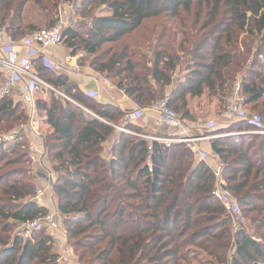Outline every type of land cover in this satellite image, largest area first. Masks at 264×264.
Instances as JSON below:
<instances>
[{"label":"trees","instance_id":"1","mask_svg":"<svg viewBox=\"0 0 264 264\" xmlns=\"http://www.w3.org/2000/svg\"><path fill=\"white\" fill-rule=\"evenodd\" d=\"M73 1L0 0V28L19 40L52 27L59 7ZM98 8L106 16H96ZM76 14L88 22L83 34L64 30L70 56L84 52L79 64L103 75L140 109L168 93V107L192 121L187 97L199 98L206 90L223 99L221 94L238 82L245 107L264 113V0H81ZM163 16L180 20H173L174 28L167 20L157 35V27H144ZM240 34L246 38L239 40L243 50L238 52ZM255 35L261 46L254 52ZM34 70L42 80L49 75L52 87L66 86L64 77L38 60ZM177 70L182 80H174ZM62 93L80 107L50 91L35 106L51 128L44 138L45 165L56 176L58 211L68 218V237L81 262L224 264L234 239L232 264H264L263 135L209 140L225 189L255 227L254 239L242 227L231 230L229 216L212 194L214 172L204 161L196 162L192 149L118 134L114 126L124 116L118 109L72 89ZM19 105L12 99L0 102L3 128L25 121ZM249 129L236 122L218 134ZM127 130L139 129L128 124ZM21 146L0 143V264H56L53 238L45 231L9 239L16 226L46 213L34 200L31 170L10 169L31 163L26 153L12 157Z\"/></svg>","mask_w":264,"mask_h":264},{"label":"built area","instance_id":"2","mask_svg":"<svg viewBox=\"0 0 264 264\" xmlns=\"http://www.w3.org/2000/svg\"><path fill=\"white\" fill-rule=\"evenodd\" d=\"M64 30L65 24L61 18H59V20H57L52 27L37 30L19 40H13L2 28H0V102L4 99H12L13 97L16 98L25 110L26 121L23 125L26 129L31 131H35L37 129V125L35 123L38 115L35 106V94L37 91H50L61 97L63 100L78 106L68 96L44 82L34 70L35 59H37L44 68L55 74L64 70L63 65L53 62L46 54L47 50L50 48H57L64 43ZM17 48H24L26 53L24 55H20L16 51ZM84 96L91 98L94 97V95H89L87 93ZM168 97L169 94L165 93L161 99L153 102L149 108L150 110L156 112L157 116L155 121L158 126L167 127L177 132V136L172 138V140H167L166 143H183L187 148L193 149L192 145H194V143L203 140L209 141L217 138L240 135L264 136V120L260 115L251 114L245 109L246 100L240 93L238 82L234 83L230 89L228 104L225 107L224 115L236 122L247 123L250 129L242 132L193 137L189 133L190 125H188L180 115L168 107ZM84 111L88 113L86 110ZM143 113L144 110L141 109L126 113L124 115L122 125L118 126V130L123 133L131 134V132L127 130L126 126L137 122ZM216 124V121L209 120V122L206 123V127L208 129H212L216 126ZM18 134L19 133L16 132L9 135V138L6 139L5 142L12 140L13 137ZM166 146H170V144H166ZM36 148L37 147H31L33 154L37 155L39 153V156L35 158L33 157L32 159V161L40 168L36 175L41 178L40 181L44 180L48 183L54 182L55 174L48 171L45 163L42 161L44 154L43 151L40 153ZM201 156L203 159L204 155ZM212 157L216 159L215 156ZM213 172L215 177V187L212 194L229 216L232 228L235 231L244 222V217L238 208L236 200L230 197L229 193L225 189L220 169ZM35 193L36 200L40 201L44 195V191L38 189ZM22 226L23 232H25L26 235L40 231L54 233L58 226L57 215L55 211H52L43 216H39ZM58 256L59 263H62L63 261L67 262L68 257L65 250L60 249ZM69 264H71V262Z\"/></svg>","mask_w":264,"mask_h":264},{"label":"rangeland","instance_id":"3","mask_svg":"<svg viewBox=\"0 0 264 264\" xmlns=\"http://www.w3.org/2000/svg\"><path fill=\"white\" fill-rule=\"evenodd\" d=\"M80 1L81 0H74L72 3L62 4L59 7V9H58L57 16L54 17L55 18V20H53L54 23L57 20H59V18H61L63 20L64 24H65V30L68 29V28H72L73 30L77 31L78 33H82L83 34L85 32V29L83 28V26L86 24V22H88V20L83 18L80 14H76V8H78V4L80 3ZM103 10H104L103 8H98L97 11L95 12L96 16H106V14L103 13L104 12ZM167 20H172V22H171L172 23V27L174 28L176 23L173 20H180V18L179 19H172L169 16H163V17H160L158 19H153L151 21H148V22L144 23V27L149 28V29H152L153 27H157V29H158V31L156 33V35H157L158 32H160L161 25H163V26L167 25L166 24ZM184 20H191V18L190 17L184 18ZM244 36L245 35L240 34L238 42H239V40H241L243 38H246ZM254 38H255L254 39V45L255 46H253L251 48L252 51H254V49L256 48L257 45L261 46L260 38L257 37L256 35L254 36ZM153 39H154V37L150 36V40H153ZM62 45H65V41H64V43ZM240 46L241 45H240V42H239L238 52H241L243 50ZM116 47L118 48V46H116ZM144 52H146V50H144ZM76 56L82 57V59H79V60H83L84 61V59H86V54L84 52H82V51L78 52V54H76ZM252 57H253V54H251L249 56V60H251ZM261 57H262L261 55L260 56L258 55L257 59L261 60ZM79 60L76 61V64L79 62ZM73 65H75V64H73ZM66 66H69V65L66 64ZM68 69H69L68 67H65L64 71H70ZM182 74H183V72H182ZM42 77H43L44 82L47 83L48 80H49V75L42 76ZM238 81H239V79H238ZM50 86H52V85H50ZM53 87L57 91L62 92V90L59 89L58 87H55V86H53ZM228 94L230 95V91L228 89L224 93L221 94V96L224 97V98L223 99L222 98L218 99L220 104L225 105V106L228 104V98H229ZM38 96H39V94L36 96V98L38 100H40ZM226 97H228V98H226ZM14 103L18 104V105L21 104L18 101H14ZM76 104L78 105L79 103H76ZM245 109L251 114H261L262 116L261 115L260 116L264 120V113H262L260 111V109H257L255 111H249L248 107H245ZM42 116H43V114H38L37 117H36L35 123L37 125L36 126L37 129L35 131H31V130L26 129L24 127L23 124L25 123L26 119H25L24 122L13 126L9 130L6 129L5 127L3 128V125H0V140H1L0 143L8 142V144H13V143H16V142H20V144L22 146L20 147V149H18L16 151V153H15L16 155H13L12 157H16V156H18V154L26 153V157L29 158L31 163L24 164V165L12 166V167H10V169L11 168H26V170L27 169L31 170L30 171L31 172L30 177L32 179V182L35 184V191L38 190V189H41L42 191H44V195H43V197H42V199L40 201L36 200V193L34 191V200H35V202H37V204L39 206L41 205V207H43L46 210L45 214L50 213L52 211H55V213L57 215V224H58L57 230L54 233H49V232L45 231L47 233V235H49L50 237L53 238V240H52V251L57 254L56 264H69L70 262H71V264H86V263L81 262L78 259V255L74 252V249L72 248V243H71V241H70V239L68 237V231H67V220L66 219H68V218L67 217H63L60 214V212L58 211V200L59 199H58V196H57V194H56V192L54 190L55 188L53 186L55 184V182H56V176L54 177V179H55L54 182H49L48 183L47 181H44V180L40 181L41 178L36 175V173L39 172L40 168H39V166H37V164H35L32 161V159H33V157L35 158V157L39 156V153L37 155L33 154V152L31 151V147H37L36 149L39 150L40 153H41V151H43V153H44L43 154V159H45V157H46V161L48 162V158H47V156L45 154L46 152L44 151V138L48 134L51 133V132L50 133L49 132L46 133L45 131H43V128H42V130L40 129V127L42 125V123L40 121V120H42ZM197 116H200V115L197 114ZM192 119H193L192 121L185 120V122L188 125H190V126H193V124H196V126L198 125V126L202 127V125L200 123L198 124L197 120L194 119V117ZM118 125H120V123H118L116 126H114V129L116 130V132L118 134H124V135H128V136H132V137H134V138H136L138 140H143V141H146V142H151V141L155 140V141H158V142H160L161 144H164V145H166V144L181 145V143H176V142L175 143L174 142L166 143L167 140H172L170 138L164 139V138H158L157 136H149V134H148L149 131L147 132L146 129L138 128L139 129L138 131H134V132L131 131V134L123 133L120 130H118ZM126 128H127V126H126ZM25 131L26 132L27 131L30 132V134L29 133H24ZM16 132H18L19 134L14 136L12 140L5 142V140L9 138V135H11L13 133H16ZM191 133L192 134L202 133V135H204V132H200V131L198 132V130H196V129L192 130ZM208 134H215V132L214 133L213 132H209ZM192 136L195 137L194 135H192ZM111 141L112 140H110L108 143L104 144L105 151L103 153V156H105V157L109 153V149H110V146H111ZM196 143H194V144H196ZM207 143L209 144V142H207ZM183 145H185V144H183ZM211 155L213 156L212 153H211ZM215 160H217L219 162V164H220L219 168H221L220 161L218 159H215ZM48 165H49V166H47L48 168H46V167H44V168H46L48 171L52 172L51 165L50 164H48ZM43 166H44V164H43ZM221 178H222V176H221ZM222 181H223V178H222ZM223 183L225 184V181H223ZM214 187H215V185H214ZM229 195H230V197L233 198V196L230 193H229ZM249 222H250V220L245 217L244 218V222L239 227L240 228L241 227L244 228L245 231L249 234V236H251L254 239H256L257 237H255V233H256L255 232V227L251 226V224ZM22 225L19 224L18 226H16V228L13 231H10V233H9L10 242L16 236H19L22 239H25L28 236V235L25 234V232H23V226ZM232 229L233 228H232V223H231V230ZM233 232L234 231H232V234H233ZM260 232H262V231H260ZM258 234H260V233H258ZM60 249L61 250H65L67 252V257H68L67 262H65V261H63L62 263L58 262V260H59L58 253L60 252ZM233 251H234V239H231L229 247H228L227 251L225 252L224 264H232ZM195 262L198 263L197 261H195ZM195 262L193 264H196Z\"/></svg>","mask_w":264,"mask_h":264},{"label":"crops","instance_id":"4","mask_svg":"<svg viewBox=\"0 0 264 264\" xmlns=\"http://www.w3.org/2000/svg\"><path fill=\"white\" fill-rule=\"evenodd\" d=\"M16 51L20 55H24L26 53L24 48H17ZM46 54L53 62L63 65L64 70L65 67H68V70H70H62V72L56 74L57 76L64 77L65 80H67L66 86H64L65 88L58 87L59 89H72L74 90V92L82 94L83 96L86 93L89 95H94V97L92 98L96 103L100 105H109L115 107L123 115L128 112H133L137 109H140L129 97L124 94L122 90L112 85V83L105 79L103 75L93 71L88 66L79 64V62L81 61L79 59H82V57H71L70 52L68 51L65 45H61L57 48H50L49 50H47ZM36 60L37 59H35V61ZM78 60L79 62L76 64V61ZM66 64H68L69 66H66ZM73 64H75L76 66ZM183 77L184 75L179 70L174 73L175 81L179 79L182 80ZM38 94L40 100H45L47 98L46 91H37V93L35 94V98ZM12 100L13 102L17 101V99L14 97L12 98ZM187 100L188 110L190 114L192 115V117H194V119L197 120L198 124L200 123L202 125V127L198 125L196 126V124L190 126L189 133L191 136L194 135L195 137H203L206 136L205 134H208L209 132H215V134H218V132L221 133L223 129H227L236 123V121L229 119L224 115V110L227 105L225 106L220 104L218 98L214 95H210V93L206 90L204 91L201 97H187ZM149 108L141 109L144 110L143 115L137 120V122L133 123L132 125L140 129H146L147 132L149 131V136H157L158 138L164 139L175 138L177 136V132L167 127L158 126L155 121L157 116L156 112L150 110ZM87 112L88 114L92 115L89 111ZM197 114H199L200 116H197ZM122 118H124V116ZM209 120H214L217 123L216 126L212 129H208L206 127V123L209 122ZM40 121L42 123L40 129L42 130L43 128V131H45L46 133H50L51 128L46 124V118L44 114L42 116V120ZM122 122L123 119H120V125H122ZM194 129L198 130V132H204V135H202V133L192 134L193 132L191 133V131ZM242 131L244 130H238L229 133H236ZM24 133L30 134V132L28 131H25ZM207 142L209 141L203 140L198 141L196 144L192 145L194 149L192 150L195 153L196 162L204 161L213 171H217L220 169V164L217 160L212 157L210 145ZM201 155H204L203 159ZM42 161L45 164L47 163L45 159H43Z\"/></svg>","mask_w":264,"mask_h":264}]
</instances>
